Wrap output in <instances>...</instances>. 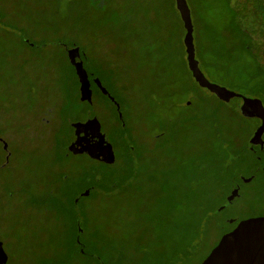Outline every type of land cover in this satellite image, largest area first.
I'll return each mask as SVG.
<instances>
[{"label":"rangeland","instance_id":"1","mask_svg":"<svg viewBox=\"0 0 264 264\" xmlns=\"http://www.w3.org/2000/svg\"><path fill=\"white\" fill-rule=\"evenodd\" d=\"M186 1L203 75L264 106L259 65L228 38L227 3ZM2 23L0 243L8 264H202L237 223L264 218V155L248 143L259 124L240 114L242 100L224 104L193 85L174 0H0ZM72 47L83 49L91 79L75 77ZM95 79L119 103L124 134L95 89L96 114L86 111ZM190 93L200 103L191 106ZM96 120L115 145L108 168L64 154ZM229 157L233 183L246 185L233 204L218 185ZM128 161L122 192L92 193L94 173L119 178Z\"/></svg>","mask_w":264,"mask_h":264},{"label":"water","instance_id":"2","mask_svg":"<svg viewBox=\"0 0 264 264\" xmlns=\"http://www.w3.org/2000/svg\"><path fill=\"white\" fill-rule=\"evenodd\" d=\"M176 9L179 13L185 34L183 36V46L186 55V64L191 77L199 88L207 90L213 94L219 101L230 104L234 99L241 101L239 108L240 114L247 119L260 120V126L253 132L249 139V144L259 145L264 148V106L258 100L246 98L241 94L218 86L209 82L199 68L196 60L194 45V27L191 18V11L186 0H174ZM28 43V41H26ZM32 46V44H31ZM100 92L106 96L116 107L118 119L125 126L123 115L119 103L102 85L101 82L96 83ZM85 109L89 114L95 115L93 106V91L90 82L87 85L85 96H83ZM95 124L99 126L98 121ZM93 129V128H92ZM95 134L90 137L89 145L83 146L81 140L83 134L77 131L75 141L68 147V152L72 155H87L92 160H99L108 166L115 163V155L112 145L108 142L106 136L99 129H93ZM92 140L94 142L92 143ZM99 144L103 147V151L93 150L92 145ZM89 191L82 193L80 198L87 197ZM82 232V231H81ZM79 243V239H77ZM8 255L5 252L2 243H0V264H8ZM202 264H264V218H252L239 222L235 228L228 234L224 235L217 246L206 257Z\"/></svg>","mask_w":264,"mask_h":264},{"label":"trees","instance_id":"3","mask_svg":"<svg viewBox=\"0 0 264 264\" xmlns=\"http://www.w3.org/2000/svg\"><path fill=\"white\" fill-rule=\"evenodd\" d=\"M221 1L226 2L228 5V16L227 17H228V22H229V25H228V27H229V35H228L229 40H231V41L234 40L235 42H237L238 45L241 47V49L244 50L245 55H248L249 57H251L254 60V62L259 65L257 76H258V78L261 79V82L259 84L261 85L263 83V85H264V0H221ZM2 18L3 17L1 16V19ZM2 26L3 27H0V33L5 34L6 29L4 28V26H5L4 23H2ZM182 27H183V25H182ZM183 29H182V32H183ZM62 40L59 41L58 43H60L61 45L66 44V41L65 40L62 41ZM27 46L29 47V45H27ZM72 48L75 50V53H76V57L74 60H75L76 66L78 68V70H77L75 68V65L72 64V67L74 68L73 71L75 73V77H76V72H77V77H79L81 75L82 71H85L88 79L89 78L91 79L92 72H91L90 68L88 66H86V62H88V59H87L85 53H83V51H82L83 49L81 47H72ZM185 64H186V61H185ZM186 66H187V64H186ZM188 72H189V70H188ZM189 74L191 75L190 72H189ZM191 80L193 82V85L195 87H198L197 84L194 82L193 78H191ZM98 81L100 82V79H95L92 82L93 88L99 94L103 95L96 85V83ZM263 93H264V89H263ZM104 97L110 102V104L113 106V108L115 110V106L111 103V101L106 96H104ZM199 99L200 98H196L193 95V93H190L188 95V101L189 100L191 101V106L194 103L196 105L198 103H200ZM182 105L185 107H191V106H188L187 104L184 105V103ZM64 122L65 121L62 120V123H64ZM118 123H119V120H118ZM119 125H120V123H119ZM122 131L124 134L126 132V128H122ZM121 138H120L119 143L123 147V150L129 149L128 150L129 154H133L134 153L133 150L131 151L130 148L127 147L126 142L123 141L124 138H122V139ZM223 143H224V145H228L230 142H229V140L226 139L223 141ZM69 145H71V144H69ZM69 145L67 146V148H65V153H64L65 155L69 153L68 152ZM69 154H71V153H69ZM251 154H253V152H251ZM253 155H255L256 157H257V155L259 157H261V155H264V152H261L258 154H253ZM227 161H228V163H226L221 169L220 176H219L220 178H218L219 179L218 185L221 188H225L227 186L231 190V188L233 187V184H235V183H233L232 179L230 178V177H232V178L234 177V174H233L234 172L231 171L232 167H233V164H231V162H233L234 159L233 158L231 159V157H229ZM122 164H124L123 165V172H122L121 177H119V178L110 177L106 174L94 173L93 184H92V185H94L93 186L94 190L92 191V193L105 194L106 196L110 197L113 193L122 192L124 190V188L126 187L127 182H129L127 177H125L126 171L134 168L133 164H131V161H128L127 163H122ZM130 164H131V166H130ZM228 172H229V174H228ZM62 181L67 183L68 179L62 177ZM239 185H240V187L246 186L243 183H239ZM92 193L90 192L88 197H90L92 195ZM241 193H243V189H242ZM208 213H209V211L207 208L206 211L204 212L206 217L208 216ZM200 224L197 225V227H196L197 230L199 229ZM75 233H76V235L74 238V242H75L79 252L81 253L83 245H78L76 243V238H77V236H79V239H80L81 235H83L84 232H83V230H82V232L78 231L77 225H76ZM199 237H200V235H196L192 241L197 240ZM80 242H81V239H80ZM81 254H83V252ZM184 257H186L185 254H184ZM180 262L181 261L177 260V258H176L173 261V263H169V264H179Z\"/></svg>","mask_w":264,"mask_h":264},{"label":"flooded vegetation","instance_id":"4","mask_svg":"<svg viewBox=\"0 0 264 264\" xmlns=\"http://www.w3.org/2000/svg\"><path fill=\"white\" fill-rule=\"evenodd\" d=\"M90 84H91V89H94L93 88V84H92V82H90ZM93 91V90H92ZM92 108H93V106H92ZM115 111H116V107H115ZM116 114H117V111H116ZM92 115V114H91ZM93 116H95V115H93ZM117 118H118V115H117ZM119 120V119H118ZM123 120H124V118H123ZM256 121L258 122V124H259V126H260V120H258V119H256ZM119 123H120V125H121V127H122V122L119 120ZM124 124H125V122H124ZM91 126V128H93V129H99V126L98 125H96L95 123L93 124V125H90ZM258 126V127H259ZM122 128H125V126L124 127H122ZM81 133L83 134V132L81 131ZM121 138V137H120ZM123 138V137H122ZM121 138V139H122ZM76 139V138H75ZM262 139H263V141H264V135H263V137H262ZM124 140V139H123ZM75 141V140H74ZM73 141V142H74ZM72 142V143H73ZM94 142V140H92V143ZM248 143H249V140H248ZM110 144L112 145V147H113V150H114V155H115V163H114V165L116 164V162H117V153H116V151H115V145H113L111 142H110ZM70 146V145H69ZM249 147H250V151H252L253 152V154H258V153H261V152H264V148L263 149H261V147L259 146V145H256V146H253V145H250L249 144ZM133 149L131 148V151H132ZM125 152L126 153H128L129 151H127L126 149H125ZM258 156V155H257ZM97 163H100V164H102L104 167H107L108 168V166L105 164V163H103L102 161H97V160H95ZM241 191H242V187H240V185L239 184H237V183H235V184H233V187L231 188V190H230V192H229V194H228V196H227V202L229 203V204H233L238 198H240L241 196H242V194L243 193H241ZM228 205V204H227ZM225 209H227V207L226 206H222L221 207V209H220V211H224ZM238 224V223H237ZM235 228V227H234ZM233 228V229H234ZM232 229V230H233ZM231 230V231H232ZM231 231H229V233L231 232Z\"/></svg>","mask_w":264,"mask_h":264},{"label":"snow or ice","instance_id":"5","mask_svg":"<svg viewBox=\"0 0 264 264\" xmlns=\"http://www.w3.org/2000/svg\"><path fill=\"white\" fill-rule=\"evenodd\" d=\"M81 131L83 132V138L81 140V143L83 146L87 147L89 145V140L90 137L92 135L95 134L94 130L91 128V126L89 125H85V127L83 129H81ZM93 150H99V151H103V147L99 144L96 145H92L91 146Z\"/></svg>","mask_w":264,"mask_h":264}]
</instances>
